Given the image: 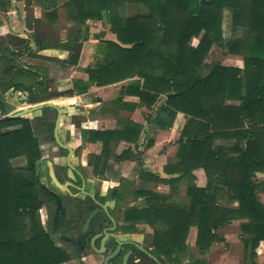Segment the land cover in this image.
<instances>
[{
  "label": "trees",
  "instance_id": "1",
  "mask_svg": "<svg viewBox=\"0 0 264 264\" xmlns=\"http://www.w3.org/2000/svg\"><path fill=\"white\" fill-rule=\"evenodd\" d=\"M41 1L43 6L50 2ZM5 4L7 7L9 2ZM63 6L66 18L81 32L69 43L54 47L33 35L38 51H69L65 63L76 65L81 48L78 41L87 31L81 29L85 22L108 24L118 42L130 48L101 44L104 60L86 69L89 80L81 89L85 91L91 83L106 86L138 77L142 83H129L121 89L122 95L135 96L147 107L165 96L159 112L171 118L182 113L187 118L173 169L181 178H192L193 170L203 169L208 181L205 189L189 183L184 205L169 203L166 196L153 190H126L122 181L113 191L115 197L145 199L143 207L130 208L124 214L126 220L150 226V247L165 264L181 263L192 228L196 229L195 246L205 254L221 241V228L240 220V238L250 248L253 260L264 241V202L259 198L264 182L255 179L256 173H264V0H67ZM131 6L141 10L124 17V10ZM225 12L230 13L232 27L241 29L242 38L222 36ZM46 16L56 18L57 14ZM194 39H198L195 44ZM18 41L23 53L0 41V61L6 62L2 90L25 91L30 104L64 95L45 93L43 80L38 81L39 70L33 72L17 62L28 50V41ZM213 45L226 54L242 56L243 68L213 63L202 73ZM34 53L30 51L29 56ZM48 111L54 112L43 109V113ZM53 124V120L46 122L50 134ZM141 133V126L133 122L112 131H81L83 142L102 144L99 155L88 156L92 174L104 179L112 168L111 157L119 163L131 154L129 149L114 154L116 145L124 141L137 147ZM40 144L29 120L0 119V264H64L71 259L52 240V233L59 230L57 224L52 223L47 232L39 220V210L58 199L39 182ZM15 159L24 164L13 165ZM143 175L155 183L161 181L155 175ZM212 184L225 187L226 197L237 206H218Z\"/></svg>",
  "mask_w": 264,
  "mask_h": 264
},
{
  "label": "crops",
  "instance_id": "2",
  "mask_svg": "<svg viewBox=\"0 0 264 264\" xmlns=\"http://www.w3.org/2000/svg\"><path fill=\"white\" fill-rule=\"evenodd\" d=\"M58 1L59 0H50V2L45 3L46 7L43 5L41 6V11L37 9L33 10V12H31L32 23L29 24L27 23V10L24 8L26 7L27 0H9V7H6V0H1L3 12H6L7 15V22L2 25L0 24L1 43L10 45L15 52L23 53V44H21L18 40L23 39L28 41L27 52L23 56L19 57L17 62L22 64L24 68L31 67L33 72H36L35 69L39 70L38 81L43 80L45 93L52 95L64 94L61 96H53L50 99L42 102H51L52 104H56L61 107L71 108L72 112L67 116L78 114L87 116L86 121L82 122L81 125L77 124L78 127H81V131H112L120 128L126 122H133L141 126L142 133L138 140L137 147H135L133 144L121 141L114 149V154L116 155H120L123 151L128 149L130 150L131 154L119 163L115 162L112 157L109 159L112 168L105 173V176L107 173L113 172L116 166L121 165L124 167L122 180L118 183L116 188H119V184H121L123 181L124 188L126 190H130V188L127 186L131 181L127 179L125 173H127L129 168L136 163L137 173L135 178H140L145 181L146 185L154 186L156 188L154 190L149 188L142 189L153 190L156 193L166 196L169 203H175L178 205L187 204L188 199L186 197V189L188 184L192 183L196 186V188L205 189L208 185V181L203 169L199 168L193 170L191 172L192 178H181L179 173H176L173 169L178 163L177 153L179 149L180 134L187 122L186 116L182 113H177L174 118H171L167 114L160 113L159 110L166 101V97L163 95L159 96L157 102L152 107H147L146 105L140 103L139 99L135 96L126 94L122 95L121 89L129 83H142L138 77L130 78L106 86H97L96 84L91 83L85 91L81 89L83 84L88 83L89 80L86 69L88 67H94L99 61L104 60L103 54L101 53V44L110 42L117 44L122 48H130L129 45H122L119 43L116 35L110 31V26L105 24L103 21L87 20L85 22V24L94 22L100 26L101 30H96V32L89 39V41H94L93 49H88L86 51L84 42L86 35H83L82 40L78 41V44L81 48L78 63L76 65H68L65 63L69 56V51L55 48H48L38 51V47L35 44L33 35L37 37L41 43L48 47L69 43L71 39L74 38L72 37L67 41L61 40L56 44L50 45L48 40L43 36V32H39L35 27V23H44L47 21L46 14L50 12H56L58 15L57 9L59 6H54ZM66 1L67 0L63 1L61 4V9L64 10V13L65 9L63 5ZM40 2L42 3L41 0ZM51 5L54 7H50ZM46 25L48 26L49 24ZM228 31L235 35V38H232V40L240 39V37L237 36V33L241 32L240 28L234 29L232 26H229ZM225 34V28H223V35L225 36ZM7 36L10 37V40L16 41V43L2 42V37L5 38ZM197 41L195 43H197ZM31 42L33 43V46L31 45ZM17 43L19 45V49L21 50L18 49ZM30 51L35 52L34 55L29 56ZM87 53L88 55H86ZM84 55L87 58H85ZM214 59H216L215 63L229 59L237 62H243L242 56L226 54L225 50L221 49L217 45H213L211 47L205 60V64ZM2 78L3 75L1 72L0 81ZM67 92L71 93L66 95ZM0 93L14 111L21 110L23 107L34 105L27 103L28 94L20 89L14 90V88H10L6 91H3L2 86L0 85ZM116 102H118V105H116ZM64 103L67 104V106H63ZM79 106L85 107V110L80 111L78 109ZM42 114H44L43 110H41V112L34 117L38 118L39 121L41 116H43ZM46 114H53L52 120L56 119L55 110L54 112L48 111ZM67 116H63L61 122H63V118ZM4 118L7 117L0 106V119ZM31 118L33 117H26L24 119L30 121ZM81 131L79 137H81ZM73 135L74 133L72 132L71 136L74 137ZM80 141L82 142L81 147H84V149L87 151H91L87 155L88 165V156L91 154L99 155L101 153L102 144L100 142H83L81 138ZM150 143L151 145L149 146ZM16 160L19 159H15V161ZM166 168H168L167 171ZM143 174L155 175L161 181L155 183L144 178ZM255 179L256 181L264 182V173H256ZM110 187L114 189L115 186ZM211 191L216 197L218 206L227 208H234L237 206L236 202L226 197L225 187L212 184ZM259 198L261 202H264V192L259 193ZM240 222V220H233L228 226L221 228L218 232L221 241L215 243V245L220 246L219 249L221 252L219 256L223 261L231 260L232 257L229 256V254H231V250L228 249L227 244H230L231 247L233 245V239L228 234V232L224 230H228L230 227L239 226ZM190 235L195 241V228L191 229ZM263 244L264 241L260 242V245ZM213 247L215 246L212 245L210 250H212ZM91 264L96 263L91 262Z\"/></svg>",
  "mask_w": 264,
  "mask_h": 264
},
{
  "label": "rangeland",
  "instance_id": "3",
  "mask_svg": "<svg viewBox=\"0 0 264 264\" xmlns=\"http://www.w3.org/2000/svg\"><path fill=\"white\" fill-rule=\"evenodd\" d=\"M63 1L65 0H59L54 5L55 7L59 6L57 9L58 15L56 18L47 17L46 22L35 23V27L37 28V30L39 32H43V36L48 40L50 45L56 44L57 42H60L61 40L62 41H67L68 39L70 40L72 37H76L79 34L78 32H81V31H77L78 28L75 27L76 25L74 22L69 21L66 18V13H64V10L61 9V4L63 3ZM41 6H42V3L40 2V0H27L26 7H24L27 10V23L29 24L32 23V15H31L32 13L31 12H33V10L35 9L41 11L40 9L42 8ZM54 6L51 5L50 7H54ZM140 10L141 8H138L135 6L127 7V9H125L123 12V16L124 17L129 16ZM6 16H7L6 12H3V5L0 0V24L1 25L7 22ZM46 24H49V25L47 26ZM229 26H232L230 13L225 12L223 19H222V24H221L222 36H224L223 28H225V32L227 35L225 34L224 37L226 39L235 38L234 37L235 35L232 34V32L230 33L228 31ZM81 29L82 31L87 30L85 33L86 37L84 38L86 51L88 49H93L94 41H89V39L96 32V30H99V29L101 30L100 26L98 24H95L94 22H90V23L85 24ZM237 36L242 38L243 37L242 31L240 33H237ZM2 38H3L1 39L2 42L16 43V41L10 40V37L8 36L5 38L4 37ZM196 41L197 39H194V43ZM18 49H19V45H18ZM86 55H88V53ZM85 58L87 57L85 56ZM215 60L216 59L210 60L209 62H207L204 66L205 69L203 68L202 72L203 73L207 72L209 70L210 65L216 62ZM219 63L223 66L225 65L226 67H236L239 69L243 68V62H239V61L237 62L231 59L221 61ZM5 65H6V62L2 59L0 61V73L3 71V67H5ZM63 106H67V104L64 103ZM70 106H74V105H70ZM78 109L80 111H84L85 107L79 106ZM42 115L43 116H41L40 121L52 120L53 118V114L49 115V114L44 113ZM86 117H87L86 115H81V114L64 117L63 118V130H65L66 128H69L70 134L72 132L74 133L73 135L74 137H72L73 142L71 146L72 148L76 149L78 152V158L82 164L81 167L85 171V175L87 179L89 181H93L94 183H96L97 188L100 192L111 189L110 186H115L114 188H116L118 186V183L121 182L122 180V175L124 172L123 166L121 165L116 166L113 172L107 173V175L104 176L105 178L103 177L104 179L102 180L100 178H96L92 174V168L87 165V155L91 151H87L86 149H84V147H81L82 142L80 141L81 137H79L81 127L77 126V124L81 125L82 122L86 121L87 119ZM31 122L35 129V133L38 136L40 143H41L39 149L41 151L42 157H45L47 160H50L52 162H56V161L60 162V159L56 157L57 155L55 151L57 148H56L55 143L52 141H50L49 143H44L47 139H50V138L48 137L47 134H45L44 130H42L39 127L38 118L36 117L31 118L30 123ZM41 160H45V159H41ZM12 163L15 166H19L21 164H24V161L22 159H19L16 161L14 160ZM136 173H137L136 163L129 168L127 173H125L127 176V179L131 181L130 184H128L127 186L130 188V190H137V189H142V188H149L153 190L156 189L154 186L146 185L145 181H143L142 179L135 178ZM56 192L57 194L61 195V192L59 191H56ZM65 202L67 206L68 217L72 219V222L69 223L71 227L69 229L67 228L63 229L61 231V234L64 237L65 236L74 237L77 230L81 228V225L83 223V220L85 219L87 211H86V208L83 207L81 202H69L67 198H65ZM144 205H145L144 198H136L134 199L133 202L127 205H124L122 209L118 211L117 213L125 214L130 208L143 207ZM50 210L51 209L49 205H44L38 212L40 223L47 232H50L52 228ZM224 231L228 232V234L233 239L232 247L230 244H227L228 249L231 250V254H229V256H231L233 259L231 258L230 261L221 260L219 256L221 252L219 249L220 246L215 245V244H213L215 247H213L212 250L206 252L205 254H201L200 251L195 246V241H194V238L191 237L190 235L191 233V230H190L189 235L186 239L185 250L180 255L181 263L179 264H192L193 262H205L208 264H251L253 263V261L255 262V264H264V244L263 245L259 244L258 248L255 250L256 257L252 260L250 258V251H251L250 248L248 246H245V243L240 238L242 234L239 229V226L230 227V229L228 230L225 229ZM142 232L145 235L147 244L151 246L152 229L147 224H144ZM61 234L58 231L55 233H52V240L54 244L57 247L67 251L71 259H75V254L74 252H72L70 248V244L66 243L63 239L60 238ZM94 257L97 259L98 262L100 261L99 257L97 256H94ZM71 259L69 262H66L64 264H77V260L71 261ZM171 264H176V262L175 263L173 262Z\"/></svg>",
  "mask_w": 264,
  "mask_h": 264
},
{
  "label": "flooded vegetation",
  "instance_id": "4",
  "mask_svg": "<svg viewBox=\"0 0 264 264\" xmlns=\"http://www.w3.org/2000/svg\"><path fill=\"white\" fill-rule=\"evenodd\" d=\"M7 1L9 2V0ZM40 119L39 127L50 138L44 143L54 142L57 148L55 151L56 157L60 159V162L56 161V163L42 157L45 160H41L37 166L40 184L49 194L58 198L54 204H48L51 209L52 223L57 224L60 234L63 229L71 227L69 223L72 222V219L68 217L65 198L69 202H81L87 211L81 228L77 230L74 237L60 235L61 239L70 244V248L75 254V259H71V261L77 260V264H91V262L96 264H124L126 258V264H153L152 262L157 264L150 257L151 255L157 258L153 254L152 248L147 244L145 235L142 232L144 224H133L131 221L126 220L124 214L117 213L124 205L134 200H119L113 195L115 188L100 192L96 183L87 179L85 171L81 167L82 164L79 161L78 152L71 146L73 138L69 128L63 130V122H61L58 130V138L64 145V147H61L55 142L54 138L56 119L53 120L54 124L51 134L46 125V122L51 120L40 121ZM48 162H51L57 181L66 186L68 191H61L52 183L49 176ZM70 173L72 177H70ZM56 191L61 192V195L57 194ZM103 192H106V194L104 195ZM104 206L106 210H104ZM93 212L96 213L90 219L87 230L83 232L85 222ZM94 256L99 257L100 261L98 262ZM157 259L161 264L166 263L159 258Z\"/></svg>",
  "mask_w": 264,
  "mask_h": 264
},
{
  "label": "water",
  "instance_id": "5",
  "mask_svg": "<svg viewBox=\"0 0 264 264\" xmlns=\"http://www.w3.org/2000/svg\"><path fill=\"white\" fill-rule=\"evenodd\" d=\"M31 45L33 46V43L31 42ZM0 106L2 107L3 109V112L5 114V116L7 118H10V119H16V118H26V117H34V116H37L41 110L43 109H52V110H55L56 111V114H57V117H56V121H55V125H54V138H55V142L61 146V147H64V145L60 142L59 138H58V130H59V127L61 125V120H62V117L64 115H69L71 114L72 110L71 108L69 107H61V106H58L56 104H52L51 102H42V103H37V104H34L32 106H29V107H23L21 110H18V111H14L9 105L8 103L6 102V99L2 96V94L0 93ZM69 150H71L69 148ZM48 166H49V176L51 178V181L52 183L58 188L60 189L61 191H68L66 186L60 184L55 175H54V172H53V169H52V165H51V162H48ZM70 177H72V174L70 173L69 174ZM103 194L105 195L106 192H103ZM104 210L105 209V206L103 207ZM96 212H93L92 214L89 215V217L87 218L86 222H85V225H84V228H83V232H85L88 228V224H89V221L90 219L93 217V215H95ZM150 257L157 263V264H161L160 261H158L157 258L153 257L150 255ZM124 264H126V258L124 260Z\"/></svg>",
  "mask_w": 264,
  "mask_h": 264
}]
</instances>
